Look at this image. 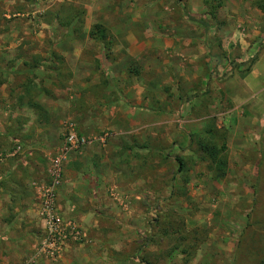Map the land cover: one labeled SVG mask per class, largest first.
<instances>
[{
    "label": "rangeland",
    "instance_id": "rangeland-1",
    "mask_svg": "<svg viewBox=\"0 0 264 264\" xmlns=\"http://www.w3.org/2000/svg\"><path fill=\"white\" fill-rule=\"evenodd\" d=\"M220 1L213 18L208 7ZM63 4L85 11L82 35L47 16ZM263 9L264 0H0V69L16 83L23 68L34 79L46 75L43 82L67 99L86 96L83 87L95 80L92 94L108 98L101 110L86 109V101L75 110L44 104L45 130L30 124L11 143L20 156L30 135L44 169L62 149L69 121L97 138L73 152L85 167L86 151L98 145L92 180L112 186L87 243L102 247L96 264L264 262ZM98 24L112 36L111 49L88 37ZM89 109L99 123L72 118ZM106 113L128 122L106 124ZM212 144L227 162L224 178L204 150ZM128 180L140 182L136 201L123 191Z\"/></svg>",
    "mask_w": 264,
    "mask_h": 264
},
{
    "label": "crops",
    "instance_id": "crops-1",
    "mask_svg": "<svg viewBox=\"0 0 264 264\" xmlns=\"http://www.w3.org/2000/svg\"><path fill=\"white\" fill-rule=\"evenodd\" d=\"M72 72L75 75L73 83L77 84V73L73 68ZM0 73H3L0 81V153H4L7 158L4 164H0V259H6L0 264H21L24 259L34 255L37 242L42 234V222L32 207L35 198L33 183L48 181L49 162L46 161V168L43 169L40 165L41 161L34 159L35 155L40 157L42 153L37 151L39 148L36 149V146L33 147L32 143H29L32 138L30 135L25 139L26 150L21 153L22 158L21 155H18V150L12 149V141L21 142L26 133L25 127L30 124L36 123L37 133L45 130L43 123L46 120L42 114V109L46 108L44 104L52 102L58 111H60V106L63 110H71V108L75 110L80 105L84 107L82 101H86V109L92 107L97 110L95 107H98L101 110V106L107 102L108 98L104 95L96 97L92 94L90 89L99 87L95 80L83 87L86 96L79 94L75 95L74 99H67L64 96L66 92L63 88L58 86L52 88L43 82L46 75L40 79H34L32 71L23 68L16 75L25 78L16 83L12 73L2 69H0ZM93 76L96 74L94 73ZM59 98L60 102L58 103ZM49 107L54 106L49 105ZM38 109H41L39 114ZM88 111L91 113L88 112L86 116H83L78 110L71 115L74 120L82 117V123H99L100 118L94 116L90 109ZM121 112L123 111L121 110ZM101 118L103 119V117ZM146 118L151 120L153 117L149 115ZM105 119L104 123L106 124L128 122L125 115L114 113H106ZM82 130L83 132L78 127L80 134H88V129L82 128ZM36 138H39V135ZM41 144L39 145L42 147ZM98 147L95 145L86 151L85 167L78 163L76 153L69 155L68 163L64 169V182L58 192V204L62 214L66 218L81 223L89 232V236H95L97 233L94 231L100 223V218L96 214L97 208L101 204H109V192L112 187L106 180L99 183H94L92 180V173L95 172L94 161L98 149L100 150ZM39 166L42 168L41 170ZM126 182L130 183L123 187V191L131 194V199L135 198L136 201L138 199L136 190L140 189V182L136 180ZM100 248L102 247L97 246L96 243L92 245L71 244L66 249L64 259L58 264H96L101 262V258L98 257ZM41 264L53 263L43 261Z\"/></svg>",
    "mask_w": 264,
    "mask_h": 264
},
{
    "label": "built area",
    "instance_id": "built-area-1",
    "mask_svg": "<svg viewBox=\"0 0 264 264\" xmlns=\"http://www.w3.org/2000/svg\"><path fill=\"white\" fill-rule=\"evenodd\" d=\"M108 135L100 138L105 143ZM65 143L62 149L48 159V181L34 182L33 209L42 222V237L34 250V260L57 262L71 244L84 245L89 242L87 229L76 220L66 218L58 204V192L64 182V169L68 155L79 152L97 138L81 135L74 121L66 125ZM31 258L25 264H31Z\"/></svg>",
    "mask_w": 264,
    "mask_h": 264
},
{
    "label": "trees",
    "instance_id": "trees-1",
    "mask_svg": "<svg viewBox=\"0 0 264 264\" xmlns=\"http://www.w3.org/2000/svg\"><path fill=\"white\" fill-rule=\"evenodd\" d=\"M210 4V3H209ZM223 7V2H219L217 6L213 4L208 7L209 15L213 18H217L218 9ZM264 10V9H263ZM85 11H82L72 5L63 4L57 11L48 13L52 21H55L58 26L66 30H72L76 36L82 35L85 28ZM189 20L206 30L210 28L209 25L200 17H189ZM50 21V22H52ZM88 37L97 43L105 46L107 49H111L114 45L113 38L102 25H95L89 31ZM204 150L208 154L212 164L217 167V177L224 178L227 173V162L221 157V151L215 144L207 145ZM264 264V262L262 263Z\"/></svg>",
    "mask_w": 264,
    "mask_h": 264
}]
</instances>
